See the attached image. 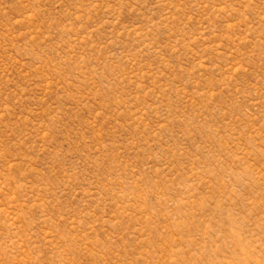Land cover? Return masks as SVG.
<instances>
[{
    "label": "rangeland",
    "instance_id": "374dc122",
    "mask_svg": "<svg viewBox=\"0 0 264 264\" xmlns=\"http://www.w3.org/2000/svg\"><path fill=\"white\" fill-rule=\"evenodd\" d=\"M0 264H264V0H0Z\"/></svg>",
    "mask_w": 264,
    "mask_h": 264
}]
</instances>
